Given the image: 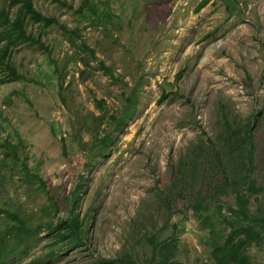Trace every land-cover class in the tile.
<instances>
[{
    "label": "rangeland",
    "instance_id": "374dc122",
    "mask_svg": "<svg viewBox=\"0 0 264 264\" xmlns=\"http://www.w3.org/2000/svg\"><path fill=\"white\" fill-rule=\"evenodd\" d=\"M8 1L0 0V9ZM62 1L34 0L42 14L78 28L96 59L83 81L79 58L86 53L56 25L43 36L50 51L14 49L22 79L4 83L0 75V144L22 140L20 158L44 186L25 181L0 148V205L37 227L69 216L66 198L81 184L75 213L92 216L88 241L54 248L43 227L10 264H38L44 254H60L45 264H97L123 254L143 261L151 235L177 244V262L211 264L207 232L190 209L197 192L211 189V179L195 161L199 177L184 186L178 168L181 159L206 149L208 139L217 141L226 118L246 124L264 112V0H211L199 12L201 0H108L100 10L112 15L109 24L74 13L82 0ZM28 32L37 35L40 27L29 25ZM100 61L114 78L98 68ZM135 87V111L118 129L115 117ZM165 92L171 95L162 102ZM257 123L251 124L253 169L264 185V126ZM107 133L112 140L102 151L98 140ZM194 159L184 160L187 171ZM222 200L235 206L233 196ZM250 254L264 263V241Z\"/></svg>",
    "mask_w": 264,
    "mask_h": 264
},
{
    "label": "trees",
    "instance_id": "16d2710c",
    "mask_svg": "<svg viewBox=\"0 0 264 264\" xmlns=\"http://www.w3.org/2000/svg\"><path fill=\"white\" fill-rule=\"evenodd\" d=\"M59 5H65L62 0H54ZM108 0H82L80 6L74 10L77 15L86 16L89 13L94 16L93 21L113 22L112 15L100 10ZM211 0H201L196 8V12L206 7ZM228 7V6H227ZM13 10V11H12ZM103 18V20L101 19ZM107 19V20H106ZM29 25H38L40 32L34 35L28 32ZM58 26L63 32L66 40L73 48L81 47L86 56L79 58L85 66L81 70L82 80L89 78L91 59H96L95 50L90 48L85 41L81 40L82 35L78 28H68L60 23L58 18L42 14L35 7L34 0H9L7 8L0 9V75L4 83L16 82L22 79L18 74V69L12 61L14 49L21 45L36 47L42 51H50L45 46L43 36L48 28ZM117 27V26H116ZM109 29L108 27H106ZM120 27L118 30L120 31ZM81 40V44L77 41ZM98 68L106 76L114 78L111 68L100 61ZM181 72L177 81H179ZM139 87L132 89L131 94L126 97L124 107L118 117H115L118 129H121L132 117L140 91ZM170 93L165 92L161 98L163 102L170 97ZM102 101H98L99 107ZM263 123L264 112H260L253 118L248 119L246 124H241L236 120L225 119V128L218 135L217 141L208 139L206 149L204 145L200 150L194 152L192 157L193 167L187 171L185 169L186 158L181 159L178 168L179 182L184 186H189L191 179L195 181L199 177L196 172L197 165L202 167L200 174L207 175L211 179V189L199 191L193 197L190 209L199 224L197 228L207 232L205 242L208 263L211 264H264L256 262L250 250L253 247L259 248L264 241V185L254 177V132L251 124L257 126V122ZM257 123V124H254ZM111 134H105L98 142L101 147L107 149L111 143ZM24 143L19 140L17 143L5 141L0 144L3 149V161L12 163L13 168L20 170L25 181L33 183L38 181L42 187L43 180L35 168L28 167V164L21 160L20 152ZM65 148V146H64ZM207 151V152H206ZM102 153V152H100ZM104 153V152H103ZM206 154V155H205ZM200 167V168H201ZM192 171V172H191ZM189 180H188V175ZM81 192L79 184L66 198V205L70 215L64 218H57L33 227L22 218L17 212H11L0 205V217L5 218V226L0 230V264H10L15 258L25 255L33 243L39 240V233L46 227L52 238L51 247L65 246L71 250L76 247H83L88 241L89 222L92 218L87 213L84 218H80L75 210ZM233 196L234 205L222 200L224 197ZM53 206L58 210L56 204ZM227 210V212L224 211ZM151 250L150 255L143 261L132 254H123L112 259L98 258L97 264H187L177 262V255L174 249L177 244L169 242L168 239L161 240L160 236L151 235L147 240ZM60 254H44L40 256V263L59 257ZM200 264V263H194Z\"/></svg>",
    "mask_w": 264,
    "mask_h": 264
}]
</instances>
